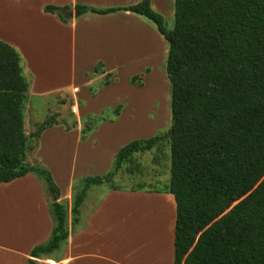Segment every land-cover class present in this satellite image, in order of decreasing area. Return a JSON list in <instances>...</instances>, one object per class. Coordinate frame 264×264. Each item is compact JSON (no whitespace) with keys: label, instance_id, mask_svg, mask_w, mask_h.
<instances>
[{"label":"trees","instance_id":"obj_1","mask_svg":"<svg viewBox=\"0 0 264 264\" xmlns=\"http://www.w3.org/2000/svg\"><path fill=\"white\" fill-rule=\"evenodd\" d=\"M68 9L46 6L44 11L65 21L63 12ZM119 10L153 21L170 45L166 72L172 123L165 133L121 148L108 174L76 182L71 219L69 207L59 201L60 189L51 173L40 164L28 163L27 154L46 129L58 124L74 128L76 117L70 111L72 126L47 117L37 124L35 134L27 136L30 81L21 53L0 39V183L33 174L53 199L49 204L52 234L31 251L27 264L56 254L85 226L81 207L91 187L144 191L143 186L119 187L115 178L135 154L166 142L170 180L155 192L175 199L174 264H264V0H175L172 30L150 0L123 9L75 6L77 17ZM102 68L98 64L95 74ZM136 81V77L131 80ZM110 83L108 75L102 86ZM121 108L113 110L115 118ZM106 120L103 113L88 115L82 122V140Z\"/></svg>","mask_w":264,"mask_h":264},{"label":"crops","instance_id":"obj_2","mask_svg":"<svg viewBox=\"0 0 264 264\" xmlns=\"http://www.w3.org/2000/svg\"><path fill=\"white\" fill-rule=\"evenodd\" d=\"M142 1L0 0V39L14 46L23 57L24 73L30 81L29 99L31 95L48 99L57 93H67L73 100L71 109L76 127L67 129L58 124L46 129L36 148L27 154L28 163L40 164L51 173L60 189L59 201L70 206V214L76 182L105 175L120 149L142 137L136 131H146L147 126L159 123L163 82L161 85L158 80L164 78L170 83L163 73L170 45L153 21L126 10L107 14L89 12L77 17L75 6L123 9ZM150 5L163 17H175V0H150ZM46 6L68 7L63 12L65 21L57 14L46 13ZM71 11L72 18L67 15ZM100 63L103 72L95 74ZM108 75L111 83L102 86ZM140 75L144 80L146 76V80L131 86L132 78ZM117 76L120 83L116 82ZM149 77L157 78L153 86ZM95 84L98 90L94 95L91 89ZM144 92H151L155 106L159 105L157 121L145 122L139 111L143 103L131 100V93L138 96ZM119 106L122 110L118 117L103 121L82 140V122L88 115H101L105 109L115 110ZM148 193L106 191L92 211L81 210L85 226L70 236L63 251L38 259V264H174V197H164L174 203L167 220L170 243L164 249L162 241L159 248L154 245L153 232L160 223V215L153 217L145 205L136 204L137 213L143 214H132V207L125 209L120 205L117 217V202L136 198L154 202L162 195ZM49 197L44 183L33 174L0 183V264H27L31 251L49 240L54 227ZM140 214L146 233L143 238L129 230L140 225L135 217ZM134 218L137 223H133Z\"/></svg>","mask_w":264,"mask_h":264},{"label":"rangeland","instance_id":"obj_3","mask_svg":"<svg viewBox=\"0 0 264 264\" xmlns=\"http://www.w3.org/2000/svg\"><path fill=\"white\" fill-rule=\"evenodd\" d=\"M166 25L169 30H172L174 28V15L170 18L169 16H165ZM165 76H167L166 68L164 69ZM28 78V77H27ZM137 81L136 83L142 84L145 80L143 76H136ZM161 79V77H159ZM167 79V77H166ZM144 80V81H143ZM152 80V78L149 77V81ZM148 81V82H149ZM102 81V83H104ZM116 82L120 83V80L118 81V76ZM157 82V78H153V80L150 82L152 86L154 83ZM159 84L162 85L161 93V100H162V112H161V120L157 125L154 126H147V130L144 131L142 129H139V132L136 134L142 137H140L138 140L143 139H150L152 137H155L159 134L165 133L168 131V129L171 126L172 123V111H171V85L170 83L162 78V80H158ZM168 82V86H167ZM131 86L133 83H129ZM98 84H95L91 91L92 94L95 95V92L98 90ZM131 91V90H130ZM153 92V91H152ZM159 93V91H158ZM159 95V94H158ZM131 100L139 101L140 103H143L141 105V111L142 118L146 122L151 121H157L159 116V109L158 106H155V97H152L151 92H144L143 94H139L138 96L134 93H131ZM144 100V102L142 100ZM71 97L67 93H57L49 97L48 99H39L37 96L31 95L29 101L27 102L26 107V132L27 136H31L32 134H35L37 132V123H42L46 120L47 117L51 118L52 122H62L66 121L69 126H72L74 123L73 116H70L71 109V103H70ZM128 103H132L130 100ZM122 109V108H121ZM103 114L105 117L112 118L114 117L113 109L107 108L103 111ZM94 115V114H93ZM133 124V123H130ZM132 128L134 126H131ZM144 126H139L138 128H142ZM137 128V129H138ZM134 137V136H132ZM37 138H34L32 141L31 146L35 147ZM123 141V140H122ZM119 142L118 146L120 147L121 143ZM128 140H126L127 142ZM116 157V156H115ZM115 161V158H114ZM170 167H171V156H170V146L169 143L166 142V144L161 148H155L150 152L142 153V154H135L130 160H128L124 167L121 169V171L118 173V175L115 178L116 185L122 188L126 189H133V188H139L140 186L144 187V191H134L136 193L141 192L142 194H149L148 192H155L156 190H162L163 186L168 184L170 180ZM113 166L110 168V170L106 173L108 174L112 170ZM106 191H111L110 188L107 185L102 186H94L92 187L91 191L89 192L87 198L85 199L81 210L83 213H88L92 211L96 205H98L100 197L105 193ZM162 194L159 199H156L154 202L146 201L141 198L136 199H125L120 202H117V217L119 214L118 207L122 205L125 209L132 207L133 213L139 214L142 212L137 213L136 210V204L137 205H145L146 209L149 210V212L152 214L151 216H156V214L161 216L160 223L155 226V233L156 241L154 242V245L159 248L161 246L162 241V247L163 249L169 245L170 241V232L167 230V220L170 216L172 211L173 202L167 199H164L165 196H169V198H173V196L169 193H160ZM49 200V199H48ZM121 203V204H119ZM70 207L69 205H67ZM71 209V208H70ZM86 210L88 212H86ZM70 213V211H69ZM143 214V213H142ZM71 219V214H69ZM135 217L139 218L138 224H140L137 228L130 227L129 230L132 232H137V236L145 235L144 226L141 225V223H144L142 221L141 214L136 215ZM142 221V222H141ZM137 223L136 218H134L133 223ZM126 232H127V225L129 223L124 222ZM127 224V225H126ZM124 226V225H123ZM135 226V225H134ZM143 238V236H142ZM64 246L56 252V254H60L63 251Z\"/></svg>","mask_w":264,"mask_h":264},{"label":"water","instance_id":"obj_4","mask_svg":"<svg viewBox=\"0 0 264 264\" xmlns=\"http://www.w3.org/2000/svg\"><path fill=\"white\" fill-rule=\"evenodd\" d=\"M67 15H68L70 18H72V17H73V12L71 11V12H69ZM49 202H53V199H52L51 197H49Z\"/></svg>","mask_w":264,"mask_h":264}]
</instances>
